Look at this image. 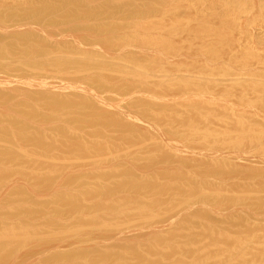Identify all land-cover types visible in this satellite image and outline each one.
<instances>
[{"label": "rangeland", "instance_id": "rangeland-1", "mask_svg": "<svg viewBox=\"0 0 264 264\" xmlns=\"http://www.w3.org/2000/svg\"><path fill=\"white\" fill-rule=\"evenodd\" d=\"M38 1L56 0H0V153L17 155L0 165L9 173L0 181V231L23 227L32 236L8 246L0 264H264V0H100L91 7L101 15L87 22L19 8ZM140 21L151 29L134 33ZM143 36L166 45L142 43ZM54 101L89 107L66 104L56 113ZM33 106L45 119L25 115ZM19 124L48 149L14 139ZM78 140L81 149L68 148ZM126 172L155 185L117 189ZM42 176L51 182L35 187ZM161 185L167 195L155 193ZM71 193L75 210L55 202Z\"/></svg>", "mask_w": 264, "mask_h": 264}, {"label": "bare ground", "instance_id": "bare-ground-1", "mask_svg": "<svg viewBox=\"0 0 264 264\" xmlns=\"http://www.w3.org/2000/svg\"><path fill=\"white\" fill-rule=\"evenodd\" d=\"M100 0H56L55 2H53V3H45V2H41V1H38V2H27V4L26 5H24V6H22V7H19V8H22V9H26V10H28V11H30L31 13H33L36 17H39V16H42V15H46V14H53V16L54 15H58V16H60L59 18H66V19H71V20H79V19H82V20H86V22H87V20H92V19H95L96 17H99L100 15H101V12H102V10H101V7H99V9H94L93 7H91V5L92 4H94L95 2L97 3V2H99ZM173 1V0H172ZM171 2V1H170ZM13 5V4H12ZM10 6V5H9ZM20 6V5H19ZM15 7H18L17 5L15 6ZM103 8V7H102ZM148 8H150V6H148ZM21 9V10H22ZM144 9V8H143ZM151 10V9H150ZM166 10V9H165ZM171 10H172V8H171ZM146 12H149V10H143V12H142V15H145L146 14ZM17 13V12H16ZM166 15V14H165ZM151 15H149V17H150ZM164 16V15H163ZM51 17V16H50ZM49 18V17H48ZM140 18V17H139ZM142 20V19H141ZM81 21V20H80ZM152 21V20H151ZM85 22V21H84ZM99 22V21H98ZM91 23V22H90ZM138 23V22H137ZM141 23H143V22H141L140 21V24ZM71 24V23H70ZM77 24V23H76ZM161 24V23H160ZM144 26V27H143ZM151 26V25H150ZM150 26H147V28H149V29H151L150 28ZM120 27V26H119ZM152 27V26H151ZM168 27V26H167ZM116 28L117 27H114L113 28V31H115L116 30ZM133 30H134V33L136 32V31H139V30H141L142 31V29L144 28V29H147L146 28V26L144 25V23H143V25H133ZM162 28V27H161ZM93 30L95 29L96 31H98V32H105V29L103 28V27H100V26H95L94 28H92ZM165 29V28H164ZM172 29H174V28H172ZM176 31V30H175ZM153 32V31H152ZM170 32H171V30H170ZM169 32V33H170ZM198 32V31H197ZM221 32V31H220ZM71 33V32H70ZM142 32H140V34H141ZM147 33V32H146ZM156 33V32H155ZM203 33H208V35L210 36V34L209 33H212L213 35H214V32L213 31H210V32H208V31H200V35H202ZM216 33V32H215ZM219 33V32H218ZM87 34V33H86ZM85 34V35H86ZM110 34V33H109ZM108 34V35H109ZM113 34V33H112ZM138 34V33H137ZM89 35V34H88ZM116 35V34H115ZM142 35H143V33H142ZM141 35V36H142ZM155 35V34H154ZM196 35V34H195ZM100 36V35H99ZM104 36V35H103ZM140 36V35H139ZM96 37V36H95ZM102 37V36H101ZM144 37V36H143ZM93 38V37H92ZM126 38V37H125ZM133 39H136L135 37H132ZM148 38V37H147ZM155 38V37H154ZM157 38V37H156ZM219 38H221L222 39V36H220L219 35ZM128 39H130L131 40V35H130V37L128 36V38H126V40H128ZM146 36L144 37V38H142L141 40H139L140 42H142V43H146V44H148V45H155V44H158V43H160L162 46L163 45H166L165 44V42H166V40H165V42H164V38H161V39H163V43L161 42V40H160V42H158L156 39L155 40H151V38L150 39H147L146 41ZM107 40L108 39H106V42H107ZM129 40V41H130ZM137 40V39H136ZM212 40V39H211ZM215 40V39H214ZM216 40H218V38L216 39ZM138 41V40H137ZM139 41L137 42V43H139ZM136 42V41H135ZM225 42H226V40H225ZM122 43V42H121ZM134 43V42H133ZM221 43V42H220ZM41 44V43H40ZM107 45H111L112 44V42L111 41H108L107 43H106ZM106 45V46H107ZM123 45V44H122ZM160 45V46H161ZM171 45V44H170ZM169 45V46H170ZM144 46V45H143ZM161 46V47H162ZM105 47V46H104ZM109 47H111V46H109ZM132 48H134L133 46H131ZM138 47V46H137ZM157 48V47H156ZM163 48V47H162ZM220 48V47H219ZM170 49V47L168 48V50ZM30 50H31V53H35L37 50H38V48L37 47H31L30 48ZM84 50V49H83ZM82 50V51H83ZM155 50V49H154ZM148 51V50H147ZM158 51V50H157ZM63 52V51H62ZM171 53V52H170ZM151 54V53H150ZM155 53H153V55H154ZM150 56V55H149ZM167 56V55H166ZM147 57V56H146ZM153 57V56H152ZM155 57V56H154ZM121 68V67H120ZM155 68V67H154ZM150 69V68H149ZM168 69V68H167ZM65 70V69H64ZM156 70V69H155ZM137 72V71H136ZM67 73V72H66ZM105 73V72H104ZM112 73V72H111ZM64 74V73H63ZM105 75V74H104ZM127 75V74H126ZM128 75H130V74H128ZM138 77V76H137ZM145 77V76H144ZM103 79V78H102ZM110 79V78H109ZM144 79V78H143ZM138 82V81H137ZM94 83V82H93ZM141 83V82H140ZM147 83V82H146ZM198 83V82H197ZM123 84V83H122ZM142 84V83H141ZM145 84V83H144ZM203 84V83H202ZM162 85V84H161ZM179 85V84H178ZM160 86V85H159ZM197 86V85H196ZM202 86H204V85H202ZM209 86H211V85H209ZM149 87V86H148ZM167 87V86H166ZM187 87V86H186ZM205 87V86H204ZM119 88V87H118ZM122 88V87H121ZM210 88V87H209ZM240 88V87H239ZM239 88H238V90H239ZM178 89V88H177ZM154 90V89H153ZM157 90V89H156ZM167 90V89H166ZM182 90V89H181ZM188 90V89H187ZM241 90H242V88H241ZM249 90V89H248ZM149 91V90H148ZM232 91V90H231ZM252 91V89L250 90V92ZM261 91V90H260ZM155 92V91H154ZM178 92V91H177ZM244 92V91H243ZM156 93H158V92H156ZM171 94V93H170ZM173 94V93H172ZM202 94V93H201ZM230 94V93H229ZM240 94V93H239ZM238 94V95H239ZM162 95H164L163 94V92H162ZM240 96V95H239ZM121 97V96H120ZM231 97V96H230ZM229 97V98H230ZM241 97V96H240ZM4 98V97H3ZM239 98V97H238ZM235 99V98H234ZM71 100V99H70ZM231 100V99H230ZM236 100V99H235ZM243 100H245V99H243ZM198 100L196 99V101L195 102H197ZM241 102V101H240ZM82 103V102H81ZM77 103V104H75V103H72V102H56V101H54V102H50V104H49V107L52 109V111L53 112H56V113H58V112H61L63 109H64V107H66L65 105L66 104H70L71 105V107H76L77 109L78 108H81V110H82V108H88L89 106L87 105V104H84V103ZM198 103H200V102H198ZM246 103V102H245ZM202 104H204V103H202ZM36 105V104H35ZM70 105H69V107H70ZM264 105V104H263ZM32 106V105H31ZM37 106V105H36ZM194 106V105H193ZM202 106V105H201ZM203 106H206V105H203ZM202 106V107H203ZM243 106V105H242ZM211 107V106H210ZM219 107V106H218ZM222 107V106H221ZM145 108V107H144ZM147 108V107H146ZM195 108V107H194ZM200 108V107H199ZM225 108V107H224ZM223 108V109H224ZM76 109V110H77ZM197 109V108H196ZM214 109V108H213ZM91 110V109H90ZM94 110V109H93ZM93 110H91V111H93ZM152 110V109H151ZM204 110V109H203ZM212 110V109H211ZM65 111V110H64ZM78 111V110H77ZM159 111V110H158ZM165 111V110H164ZM192 111V113H193V110H191ZM162 112V111H161ZM179 112V111H178ZM196 112V111H195ZM217 112V111H216ZM219 112V111H218ZM224 112V111H223ZM208 113H210L209 112V109H208ZM227 113H229L228 111H227ZM90 114V113H89ZM120 114V113H119ZM224 114H225V112H224ZM229 114H231V113H229ZM229 114H228V116H229ZM25 115L26 116H28V117H32L33 119L34 118H44L45 119V116H41L40 115V113L38 112V110H37V108L35 107V106H33V107H31V110H30V112L29 113H25ZM74 115V114H73ZM215 115V114H214ZM221 115H222V113H221ZM79 116H81V115H79ZM79 116H76V117H74V118H76L77 119V121L78 120H80L78 117ZM94 116V115H93ZM116 116V115H115ZM164 116V115H163ZM186 116V115H185ZM217 116V115H216ZM248 116V115H247ZM101 117V116H100ZM99 117V118H100ZM121 117V116H120ZM223 117L225 118L226 116L225 115H223ZM231 117V116H230ZM230 117H228V118H230ZM250 117H252V116H250ZM11 118V117H10ZM107 118V117H106ZM118 118V117H117ZM15 119V118H14ZM43 119V120H44ZM94 119V118H93ZM97 119V118H96ZM162 119H163V117H162ZM166 119V118H165ZM164 119V120H165ZM174 119V118H173ZM179 119H181V117L179 118ZM200 119V118H199ZM209 119H210V117H209ZM214 119V118H213ZM103 120V119H102ZM101 119H100V121H102ZM163 120V121H164ZM167 120V119H166ZM207 120V119H206ZM221 120H223V119H221ZM114 121V120H113ZM123 121V120H122ZM125 121V120H124ZM182 121V120H181ZM192 121V120H191ZM198 121V120H197ZM214 121V120H213ZM212 121V122H213ZM216 121V120H215ZM224 121V120H223ZM237 121V120H236ZM80 124H82L81 123V121H78ZM88 122V121H87ZM94 122V121H93ZM104 122L105 121H102V122H100V124L102 123V125H104ZM200 122H202V121H200ZM86 123V122H85ZM84 123V124H85ZM116 123V122H115ZM121 123V122H120ZM185 123V122H184ZM218 123V122H217ZM236 123H239V122H236ZM247 123V122H246ZM91 124V123H90ZM99 124V123H98ZM117 124V123H116ZM202 124V123H201ZM229 124H231V123H229ZM123 125H125V124H123ZM168 125V124H167ZM189 125H191V124H189ZM206 125V124H205ZM218 126L220 125V124H217ZM20 128L18 129V130H16V131H19V132H14V131H12L10 134L12 135V137L14 138V139H17L19 142H23V143H27L28 145H34V147H37V148H45V149H48V145L44 142V138H42L41 136H36V135H34V134H29L28 132H27V130L25 131V128H24V126L23 125H21V124H19L18 125ZM196 126V125H195ZM222 126V125H221ZM236 126V125H235ZM246 126H249V125H246ZM253 126V125H252ZM255 126V125H254ZM7 127V126H6ZM210 127V126H209ZM211 127H213V126H211ZM210 127V128H211ZM102 128V127H101ZM120 128V127H119ZM208 128V127H207ZM214 128V127H213ZM230 128V127H229ZM256 128H258L257 127V125H256ZM106 129V128H105ZM104 129V130H105ZM187 129V128H186ZM219 129V128H218ZM259 129V128H258ZM11 130H12V128H11ZM127 130V129H126ZM195 130V129H194ZM194 130H192V132L194 131ZM245 130V129H244ZM256 130V129H255ZM6 132L8 133V131L6 130ZM5 132V133H6ZM60 132H62V133H64L65 132V130H60ZM190 132V131H189ZM195 132V131H194ZM260 132V131H259ZM6 133V134H7ZM197 133H198V131H197ZM243 133V132H242ZM129 134V133H128ZM263 134V133H262ZM3 136H5V134H2ZM242 135V134H241ZM249 135V134H248ZM253 135V134H252ZM188 136V135H187ZM231 136V135H230ZM250 136H251V133H250ZM6 137V136H5ZM183 137V136H182ZM185 137V136H184ZM226 137V136H225ZM242 137V136H241ZM257 137V136H256ZM10 138V137H9ZM187 138V137H186ZM222 138V137H221ZM240 138V137H239ZM251 138V137H250ZM126 139V138H125ZM195 139V138H194ZM202 139V138H201ZM6 140V139H5ZM183 140V139H182ZM221 140V139H220ZM226 140V139H225ZM228 140V139H227ZM130 141V140H129ZM128 141V142H129ZM155 141V140H154ZM179 141V140H178ZM190 141V140H189ZM213 141V140H212ZM242 141H244V140H242ZM253 141V140H252ZM255 141V140H254ZM17 142V141H16ZM184 141H182V143H183ZM193 142H195V141H193ZM209 142V141H208ZM13 143V142H12ZM61 143H62V141H61ZM81 143V141H74V142H71L70 144H66L67 146H68V148H78V149H81V147H82V143ZM95 143V142H94ZM101 143V142H100ZM211 143V142H210ZM218 143H220V142H218ZM239 143V142H238ZM242 143V142H241ZM19 144V143H18ZM22 144V143H21ZM105 144V143H104ZM187 144V143H186ZM190 144V143H189ZM198 144V143H197ZM212 144V143H211ZM214 144V143H213ZM212 144V145H213ZM261 144V143H260ZM65 145V146H66ZM93 145H95V144H93ZM101 145H103V144H101ZM130 145H131V142H130ZM135 145H136V143H135ZM154 145H155V142H154ZM184 145V144H183ZM188 145V144H187ZM191 145V144H190ZM219 145V144H218ZM222 145V144H221ZM21 146V145H20ZM134 146V145H133ZM185 146V145H184ZM189 146V145H188ZM93 147V146H92ZM96 147V146H95ZM99 147L100 146H97V148L99 149ZM106 147V146H105ZM111 147V146H110ZM151 147V146H150ZM149 147V148H150ZM160 147V146H159ZM194 147V146H193ZM218 146H216V148H217ZM26 148V147H25ZM103 148V147H102ZM152 148V147H151ZM210 148V147H209ZM245 148V147H244ZM106 149V148H105ZM118 149V148H117ZM148 149V148H147ZM191 149V148H190ZM220 150H221V148H219ZM263 149H264V146H263ZM72 150V149H71ZM93 150V149H92ZM214 150H215V147H214ZM225 150V149H224ZM244 150V149H243ZM112 151V150H111ZM197 151V150H196ZM216 151V150H215ZM219 151V150H218ZM25 152V151H24ZM87 152V151H86ZM90 152H91V150H90ZM99 152V151H98ZM122 153H123V151H121ZM26 153H27V151H26ZM88 153V152H87ZM86 153V155H88ZM115 153V152H114ZM113 153V154H114ZM167 153V152H166ZM262 153H263V151H262ZM203 154H205V153H203ZM85 155V156H86ZM110 155V154H109ZM145 155V154H144ZM158 155V154H157ZM16 154H14V153H12V152H1L0 153V165L1 164H3V163H5L6 161H8V160H11V159H15L16 160ZM33 156H35L34 154H33ZM37 156V155H36ZM84 156V155H83ZM111 156V155H110ZM150 156V155H149ZM213 156V155H212ZM76 157V156H75ZM81 157V156H80ZM89 157V156H88ZM165 157H166V155H165ZM160 158V157H159ZM199 158V157H198ZM76 159V158H75ZM127 159V158H126ZM125 159V160H126ZM81 160V159H80ZM124 162H125V160L124 159H122ZM122 160H118V161H122ZM127 160H129V159H127ZM138 160V159H137ZM168 160H170V159H168ZM193 160V159H192ZM200 160V159H199ZM12 161V160H11ZM130 161V160H129ZM181 161V160H180ZM131 162V161H130ZM136 162V161H135ZM139 162V161H138ZM191 162V161H190ZM201 162V161H200ZM229 162V161H228ZM126 163V162H125ZM129 163V162H128ZM127 163V164H128ZM146 163V162H145ZM157 163V162H156ZM202 163V162H201ZM220 163H221V161H220ZM104 164V163H103ZM133 164V163H132ZM184 164V163H183ZM4 165V164H3ZM6 165V164H5ZM35 165V164H34ZM75 165V164H74ZM94 165V164H93ZM112 165V164H111ZM110 165V166H111ZM166 165V164H165ZM164 165V166H165ZM194 165V164H193ZM193 165H191V166H193ZM201 165V164H200ZM79 166H81V165H79ZM99 166V165H98ZM130 166H131V163H130ZM163 166V167H164ZM173 166V165H172ZM171 166V167H172ZM196 166H197V164H196ZM199 166V165H198ZM218 166H219V164H218ZM222 166V165H221ZM221 166H219L220 168H221ZM224 166V165H223ZM228 166V165H227ZM55 167V166H54ZM96 167V166H95ZM101 167V166H100ZM104 167V166H103ZM109 167V166H108ZM132 167V166H131ZM138 167V166H137ZM136 167V168H137ZM145 167V166H144ZM160 167H162L161 165H160ZM182 167V166H181ZM188 167V166H187ZM218 167V168H219ZM45 168V167H44ZM93 168V167H92ZM111 168V167H110ZM126 168V167H125ZM134 168V167H133ZM139 168V167H138ZM165 168V167H164ZM174 168H175V166H174ZM186 168V167H185ZM250 168H253V167H250ZM96 169H98V168H96ZM101 169V168H100ZM103 169V168H102ZM131 169V168H130ZM151 169V168H150ZM160 169V168H159ZM177 169V168H176ZM189 169V168H188ZM197 169V168H196ZM205 169V168H204ZM222 170L221 171H224V167H222L221 168ZM72 170H73V168H72ZM115 170V169H114ZM126 170V169H125ZM139 170V169H138ZM143 169H141L140 171H142ZM149 170V169H148ZM166 170V169H165ZM258 170V169H257ZM132 171V170H131ZM208 171V170H207ZM207 171H205V173H207ZM219 171V170H218ZM227 171V170H226ZM231 171V170H230ZM8 171H6V169L5 170H0V181L1 180H5V179H7V177L9 176L8 174L9 173H7ZM19 172V171H18ZM122 172H123V170H122ZM133 172V171H132ZM143 172V171H142ZM161 172V171H160ZM172 172V171H171ZM175 172V171H174ZM180 172V171H179ZM192 172V171H191ZM193 172H194V170H193ZM192 172V173H193ZM246 172V171H245ZM13 173H15V172H13ZM152 173V172H151ZM158 173V172H157ZM156 173V174H157ZM203 172H201V176L203 175L204 176V174L205 173H203ZM212 173H214V172H212ZM242 173V172H241ZM249 173V172H248ZM16 174V173H15ZM130 174V173H129ZM129 174L126 172V173H124V175H125V181H121L120 182V184H117V189H120V190H122V189H128L127 191H129V189H131V190H134V191H141L142 189L143 190H145V189H148V188H153V186L155 185V183H154V181H153V184L154 185H151L152 183L150 182V181H152V179L150 178L149 180L150 181H148V180H146L147 178H145V180L143 181L142 180V178H141V182H137L136 180H134V179H136V178H134V179H132L131 178V176H129ZM173 174V173H172ZM178 174V173H177ZM194 174V173H193ZM222 174V173H221ZM227 174V173H226ZM238 174V173H237ZM11 175V174H10ZM56 175V174H55ZM67 175V174H66ZM149 175V174H148ZM159 175V174H158ZM176 175V174H175ZM179 175H181V174H179ZM178 175V177H180ZM187 175H189V174H187ZM200 175V174H199ZM205 175H207V174H205ZM215 175V174H214ZM170 176V175H169ZM172 176V175H171ZM217 176V175H216ZM219 176V175H218ZM226 176V175H225ZM239 176H241L240 174H239ZM247 176V175H246ZM249 176V175H248ZM65 177V176H64ZM110 177V176H109ZM154 177V176H153ZM152 177V178H153ZM156 177V176H155ZM177 176H175V178H177V180L179 179ZM198 177V176H197ZM220 177V176H219ZM251 177V176H250ZM20 178H22V177H20ZM117 178V177H116ZM124 178V177H123ZM138 178V177H137ZM172 178H174V177H171V179ZM181 178V177H180ZM190 178V177H189ZM201 178V177H200ZM206 178V177H205ZM213 178V177H212ZM216 178H218V177H216ZM228 178V177H227ZM231 178V177H230ZM244 178V177H243ZM242 178V179H243ZM255 178V177H254ZM72 179V178H71ZM154 179V178H153ZM156 179V178H155ZM154 179V180H155ZM169 179H170V177H169ZM171 179H170V181H171ZM191 179H193L192 177L190 178V180ZM210 179V178H209ZM250 179V178H249ZM108 180V179H107ZM124 180V179H123ZM176 180V179H175ZM174 179H173V181H175ZM177 180L175 181V182H177ZM104 181V180H103ZM110 181V180H109ZM156 181V180H155ZM230 181V180H229ZM263 181V180H262ZM38 182V183H37ZM49 182H51V177L50 176H42V178H39L38 177V180L36 181V183L37 184H39V185H35V187H41V186H45V184H49ZM105 182V181H104ZM168 182V181H167ZM174 182V183H175ZM190 182H192V180L190 181ZM257 182V181H256ZM260 182H261V180H260ZM3 183V182H2ZM26 183V182H25ZM169 183V182H168ZM167 183V184H168ZM177 183H179V182H177ZM176 183V184H177ZM232 183H234V182H232ZM240 183V182H239ZM244 183V182H243ZM229 184H231V183H229ZM256 184V183H255ZM258 184V183H257ZM261 184H263V183H261ZM162 185H163V183H162ZM162 185L160 186V187H158V188H156L155 189V187H154V189L155 190H157L158 189V191L157 192H155V190H154V192L155 193H158L159 191H161V190H159V189H163V192L164 193H166V191H164V188L165 187H163L162 188ZM166 185V184H165ZM178 185V184H177ZM260 185V184H259ZM25 186H26V184H25ZM32 186V185H31ZM108 186V185H107ZM164 186V185H163ZM168 185H166V187H167ZM238 186V185H237ZM245 186H246V184H245ZM263 186V185H262ZM56 187V186H55ZM66 187V186H65ZM64 187V188H65ZM99 187V186H98ZM175 187V186H174ZM178 187V186H177ZM182 187V189H184L183 188V186H181ZM208 187V186H207ZM223 187V186H222ZM249 187V186H248ZM247 187V188H248ZM59 188V187H58ZM63 188V187H62ZM169 188H170V186L168 187V189H167V192H168V190H169ZM176 188V187H175ZM192 188V187H191ZM258 188H260V187H257V189ZM263 188V187H262ZM30 189H32V188H30ZM69 189V188H68ZM73 189V188H72ZM71 189V190H72ZM111 189V188H110ZM109 189V187H106V188H103V189H101L100 191H101V193L103 194L104 193V195L105 194H110L109 192H111V190ZM181 189V188H180ZM207 189V188H206ZM208 189H209V187H208ZM214 189H215V187H214ZM239 189H241L240 187H239ZM253 189V188H252ZM252 189H250V190H252ZM255 189V188H254ZM261 189V188H260ZM58 190H61V189H58ZM113 190V189H112ZM153 190V189H152ZM165 190H166V188H165ZM171 190V189H170ZM169 190V191H170ZM192 190V189H191ZM213 190V189H212ZM217 190H218V188H217ZM236 190H237V188H236ZM246 190V189H245ZM264 190V189H263ZM17 191V190H16ZM64 191V190H63ZM67 191V190H66ZM88 191V190H87ZM96 191V190H95ZM97 191H99V190H97ZM96 191V192H97ZM180 191V190H179ZM182 191V190H181ZM215 191V190H214ZM233 191V190H232ZM30 192V191H29ZM34 192V191H33ZM32 192V193H33ZM45 192V191H44ZM90 192H92V190L90 191ZM89 192V193H90ZM114 192V191H113ZM112 192V193H113ZM135 192V193H136ZM177 192V191H176ZM184 192V191H183ZM189 192V191H188ZM238 192V191H237ZM248 192V191H247ZM250 192V191H249ZM253 192V191H252ZM67 193V192H66ZM88 193V194H89ZM94 193V192H93ZM127 193V192H126ZM134 193V194H135ZM195 193V192H194ZM230 193V192H229ZM241 193V192H240ZM95 194V193H94ZM94 194H93V196H94ZM98 194H100L99 192H98ZM139 194V193H138ZM150 194V193H149ZM148 194V195H149ZM152 194V193H151ZM184 194H185V192H184ZM202 194V193H201ZM245 194V193H244ZM251 194V193H250ZM97 195V194H96ZM166 195H167V193H166ZM180 195H182V194H180ZM186 195V194H185ZM192 194H190V196H191ZM261 195V194H260ZM37 196V195H36ZM106 196V195H105ZM107 196H109V195H107ZM111 196H112V194H111ZM117 196V195H116ZM177 196H179V195H177ZM230 196V195H229ZM237 196V195H236ZM235 196V197H236ZM3 197V196H2ZM115 197V196H114ZM129 197H131V196H129ZM223 197V196H222ZM257 197V196H256ZM97 198V197H96ZM110 198V200H111V197H109ZM153 198V197H152ZM172 198V197H171ZM260 198V197H259ZM37 199V198H36ZM86 199V198H85ZM104 199H106V198H104ZM103 199V200H104ZM128 199V198H127ZM156 199V198H155ZM181 199H183V198H181ZM188 199V198H187ZM186 199V200H187ZM246 199V198H245ZM255 199V198H254ZM79 199H78V195L76 196L75 194H73L72 195V193L71 194H63V195H59L57 198H56V200H55V202L57 203V204H59L60 206H62V204H65V205H67L68 206V208L70 209V210H75L76 208H77V206H78V201ZM149 200V199H148ZM147 200V201H148ZM36 201V200H35ZM234 201V200H233ZM252 201V200H251ZM119 202V201H118ZM156 202V201H155ZM161 202V201H160ZM177 202V201H176ZM182 202V201H181ZM100 203H101V201H100ZM159 203V202H158ZM157 202H156V204H158ZM170 203V202H169ZM183 203V202H182ZM261 203V202H260ZM18 204V203H17ZM23 204V203H22ZM102 204V203H101ZM155 204V203H154ZM155 204V205H156ZM218 204V203H217ZM222 204V203H221ZM255 204V203H254ZM159 205V204H158ZM249 205V204H248ZM5 206V205H4ZM15 206V205H14ZM165 206V205H164ZM180 206V205H179ZM209 206H210V204H209ZM219 206V205H218ZM257 206V205H256ZM81 207V206H80ZM152 207H154V206H152ZM194 207V206H193ZM234 207V206H233ZM244 207V206H243ZM47 208V207H46ZM96 208H98V207H96ZM101 208V207H100ZM103 208V207H102ZM116 208V207H115ZM141 208V207H140ZM155 208V207H154ZM216 208H217V206H216ZM221 208V207H220ZM107 209V208H106ZM130 209V208H129ZM148 209V208H147ZM189 209V208H188ZM229 209V208H228ZM259 209V208H258ZM49 210V209H48ZM69 210V211H70ZM96 210V209H95ZM113 210H114V208H113ZM121 210H123V209H121ZM164 210V209H163ZM179 210V209H178ZM217 210V209H216ZM11 211V210H10ZM19 213L20 214H22V215H24V216H30L29 215V212H30V210H28V209H25V208H19ZM59 211V210H58ZM57 211V212H58ZM98 211V210H97ZM96 211V212H97ZM102 211V210H101ZM144 211V210H143ZM157 211V210H156ZM165 211V210H164ZM206 211V210H205ZM245 211V210H244ZM56 212V213H57ZM72 212H76V211H72ZM71 212V213H72ZM167 212V211H166ZM174 212V211H173ZM181 212V211H180ZM207 212V211H206ZM210 212V211H209ZM219 212V211H218ZM119 213V212H118ZM142 213V212H141ZM184 213V212H183ZM223 213V212H222ZM244 213V212H243ZM263 213V212H262ZM59 214V213H58ZM113 214V213H112ZM198 214V213H197ZM232 214V213H231ZM95 215V214H94ZM101 215V214H100ZM115 215V214H114ZM145 215V214H144ZM201 215V214H200ZM205 215V214H204ZM88 216V215H87ZM110 216V215H109ZM129 216V215H128ZM151 216V215H150ZM170 216V215H169ZM173 216V215H172ZM189 216V215H188ZM51 217V216H50ZM133 217V216H132ZM147 217V216H146ZM145 217V218H146ZM168 217V216H167ZM193 217H195V216H193ZM246 217V216H245ZM1 218V217H0ZM122 218V217H121ZM127 218V217H126ZM131 218V217H130ZM202 218V217H201ZM239 218V217H238ZM252 218V217H251ZM19 219V218H18ZM59 219V218H58ZM98 219H99V217H98ZM129 219V218H128ZM1 220V219H0ZM6 220V219H5ZM40 220V219H39ZM42 220V219H41ZM142 220V219H141ZM11 221V220H10ZM16 221V220H15ZM143 221V220H142ZM120 222V221H119ZM154 222V221H153ZM206 222V221H205ZM249 222V221H248ZM8 223V222H7ZM93 223V222H92ZM96 223V221L94 222V224ZM144 223V222H143ZM147 223V222H146ZM191 223V222H190ZM102 224V223H101ZM151 224V223H150ZM163 224V223H162ZM166 224V223H165ZM246 224V223H245ZM158 225V224H157ZM178 225V224H177ZM251 225V224H250ZM86 226V225H85ZM84 226V227H85ZM160 226H161V224H160ZM219 226V225H218ZM264 226V225H263ZM154 227V226H153ZM180 227V226H179ZM206 227V226H205ZM229 227H231V226H229ZM260 227V226H259ZM262 227V226H261ZM157 228V227H156ZM109 229V228H108ZM123 229V228H122ZM147 229H149L148 227H147ZM153 229H155V227L153 228ZM207 229V228H206ZM217 229V228H216ZM244 229H245V227H244ZM68 230V229H67ZM201 230V229H200ZM208 230V229H207ZM238 230V229H237ZM260 230V229H259ZM258 230V231H259ZM181 231V230H180ZM202 231V230H201ZM211 231H213V230H211ZM216 231V230H215ZM230 231V230H229ZM239 231V230H238ZM257 231V230H256ZM60 232V231H59ZM64 232V231H63ZM90 232H91V230H90ZM99 232V231H98ZM178 232V231H177ZM184 232V231H183ZM19 233V234H18ZM96 233V232H95ZM205 233V232H204ZM216 233V232H215ZM246 233V232H245ZM249 233V232H248ZM251 233V232H250ZM43 234V233H42ZM177 234V233H176ZM213 234V233H212ZM264 234V233H263ZM40 235V234H39ZM74 235V234H73ZM154 235V234H153ZM152 235V236H153ZM157 235H158V233H157ZM207 235V234H206ZM209 235V234H208ZM217 235H219L218 233H217ZM200 236V235H199ZM215 236V235H214ZM213 236V237H214ZM221 236V235H220ZM219 236V237H220ZM223 236H224V233H223ZM222 236V237H223ZM226 236L227 235H225V237H223L224 238V241H225V238H226ZM239 236V235H238ZM237 236V237H238ZM246 236H247V234H246ZM249 236H250V234H249ZM31 233L30 232H27V231H25V228H23V227H21V231H20V229H18V228H12V229H7V230H2V231H0V263H3V261L5 262V260H7L4 256L6 255V248L8 247V246H10V245H14L15 244V246H20V245H22V244H25L27 241H29L30 239H31ZM58 237V236H57ZM195 237V236H194ZM217 237V239L219 238L218 236H216ZM215 237V238H216ZM240 237L241 236H239V239H240ZM248 237V236H247ZM252 237V236H251ZM257 237V236H256ZM170 238V237H169ZM214 238V239H215ZM223 238H219V240H218V242H223L222 240H223ZM244 238H246V237H243L242 239H244ZM263 238V237H262ZM158 239V238H157ZM217 239H215L214 241H216ZM221 239V240H220ZM234 239H235V237H234ZM234 239L232 240V238H230V240H232V242L234 243ZM74 240V239H73ZM75 240H76V238H75ZM159 240V239H158ZM228 240V237H227V239H226V241ZM229 240V241H230ZM131 241H132V239H131ZM135 241V240H134ZM179 241V240H178ZM225 241V243L227 244V242ZM235 241H238V239H236ZM39 242V241H38ZM77 242V241H76ZM130 242V241H129ZM171 242V241H170ZM169 242V243H170ZM34 243V242H33ZM98 243V242H97ZM212 243V242H211ZM224 243V242H223ZM224 243V244H225ZM230 243H231V241H230ZM228 244V245H231V244ZM244 243V242H243ZM256 243V242H255ZM45 244V243H44ZM135 244V243H134ZM137 244V243H136ZM141 244V243H140ZM200 244V243H199ZM213 244H215L214 242H213ZM235 244V243H234ZM29 245V244H28ZM89 245V244H88ZM99 245H100V243H99ZM154 245V244H153ZM169 245V244H168ZM211 245V244H210ZM87 245H85L84 247H86ZM91 246V245H90ZM165 246H167V245H165ZM205 246H206V244H205ZM226 246V245H225ZM234 246V245H233ZM137 247V246H136ZM164 247V246H163ZM239 247V246H238ZM41 248V247H40ZM144 248V247H143ZM170 248H172V246L170 247ZM173 248H175V247H173ZM244 248V247H243ZM258 248V247H257ZM38 249H39V247H38ZM131 249H132V247H131ZM208 249H209V247H208ZM224 249V248H223ZM29 250H31V249H29ZM135 250V249H134ZM225 250V249H224ZM236 250H237V248H236ZM9 251V250H8ZM28 251V250H27ZM34 251H35V249H34ZM214 251V250H213ZM216 251V250H215ZM252 251V250H251ZM261 251H263V250H261ZM25 252V251H24ZM125 252V251H124ZM155 252V251H154ZM200 252V251H199ZM221 252V251H220ZM223 252V251H222ZM222 252H221V254H222ZM231 252V251H230ZM241 252V251H240ZM19 253V252H18ZM138 253V252H137ZM163 253V252H162ZM211 253V252H210ZM242 253H244V252H242ZM251 253H253V252H251ZM259 253V252H258ZM261 253H263V252H261ZM2 254H4L3 256H2ZM27 254H28V252H27ZM78 254V253H77ZM99 254V253H98ZM151 254V253H150ZM175 254V253H174ZM220 254V255H221ZM18 255V254H17ZM39 255V254H38ZM74 255H76V254H74ZM173 255V254H172ZM37 256V255H36ZM132 256V255H131ZM138 256H140V254L138 255ZM137 256V257H138ZM145 256V255H144ZM218 256V255H217ZM226 256V255H225ZM233 256H234V254H233ZM263 256V255H262ZM39 257V256H38ZM37 257V258H38ZM136 257V256H135ZM134 257V258H135ZM167 257V256H166ZM206 257V256H205ZM91 258V257H90ZM108 258V257H107ZM133 258V259H134ZM170 258V257H169ZM177 258H178V256H177ZM180 258V257H179ZM189 258V257H188ZM229 259H230V257H228ZM237 258V257H236ZM246 258V257H245ZM249 258V257H248ZM255 258V257H254ZM17 259V258H16ZM67 259V258H66ZM104 259H106V257H102L100 260H104ZM33 260V259H32ZM167 260V259H166ZM256 260V259H255ZM14 261V260H13ZM38 261V260H37ZM36 261V262H37ZM106 261V260H105ZM110 261H111V259H110ZM238 262H239V260H237ZM257 261V260H256ZM35 262V261H34ZM51 262V261H50ZM177 262V261H176ZM244 262V261H243ZM11 263V262H10ZM9 263V264H10ZM15 263V262H14ZM13 263V264H14ZM17 263V262H16ZM148 263V262H147ZM209 263V262H208ZM235 263V262H234ZM101 264V263H100ZM114 264V263H113ZM150 264V263H149ZM211 264H213V263H211ZM238 264H241L240 262L238 263Z\"/></svg>", "mask_w": 264, "mask_h": 264}]
</instances>
